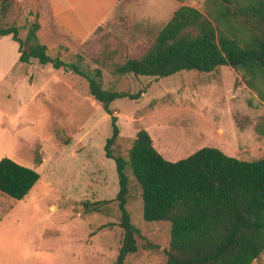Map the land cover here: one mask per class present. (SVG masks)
I'll use <instances>...</instances> for the list:
<instances>
[{
  "label": "rangeland",
  "instance_id": "rangeland-1",
  "mask_svg": "<svg viewBox=\"0 0 264 264\" xmlns=\"http://www.w3.org/2000/svg\"><path fill=\"white\" fill-rule=\"evenodd\" d=\"M49 1L70 24L54 28L55 41L66 45L49 48L50 56L87 71L99 68L105 89L145 88L138 99L111 103L119 128L114 155L128 158L136 132L145 129L171 161L204 146L246 160L264 156V101L233 65L159 79L115 71L147 50L179 5L209 15L210 0ZM41 5L44 0H0V27L16 25L24 38ZM17 45L10 35L0 36V158L9 157L40 177L22 199L0 192V264H114L122 228L115 161L104 151L110 116L89 94L83 76L36 58L20 62ZM126 172V208L140 236L124 264H165L170 223L143 219L140 187L131 169ZM253 264H264V252Z\"/></svg>",
  "mask_w": 264,
  "mask_h": 264
},
{
  "label": "trees",
  "instance_id": "trees-1",
  "mask_svg": "<svg viewBox=\"0 0 264 264\" xmlns=\"http://www.w3.org/2000/svg\"><path fill=\"white\" fill-rule=\"evenodd\" d=\"M210 1L213 8L209 15L196 7L179 5L147 50L127 58L115 71L159 79L182 70L210 73L231 64L264 101V0ZM38 28L35 17L24 38L16 25L0 27V36L10 35L18 43L20 62L36 58L40 64L50 63L55 69L83 76L89 94L110 116L112 131L104 151L115 161L119 186L115 198L122 228L114 264H124L126 256L137 250L140 236L126 208L127 167L141 190L143 219L170 223L169 245L163 250L165 264L257 262L264 252V156L246 160L204 146L171 161L156 149L145 129L136 132L128 158L114 155L112 147L119 128L111 103L120 97L138 99L145 88L136 92L103 88L99 68L87 71L77 63L50 56L37 36ZM39 177L32 168L9 157L0 158L1 193L22 199Z\"/></svg>",
  "mask_w": 264,
  "mask_h": 264
},
{
  "label": "crops",
  "instance_id": "crops-1",
  "mask_svg": "<svg viewBox=\"0 0 264 264\" xmlns=\"http://www.w3.org/2000/svg\"><path fill=\"white\" fill-rule=\"evenodd\" d=\"M114 9L115 7L108 9L104 14L103 18L99 21V23L109 20L111 16L114 14ZM37 13H38L37 20L39 23L37 36L40 42L46 45L47 50H49V48H52L55 44L60 47L66 45L64 44V42L62 43L56 42L54 38L56 33H58V31H56L54 28H57L58 26H60L62 30H65L66 27L70 28V24L68 20L61 16L62 14L61 9L54 6L52 2H50L49 0H44V5L43 6L41 5L40 11H38ZM99 23H97L96 26H98Z\"/></svg>",
  "mask_w": 264,
  "mask_h": 264
}]
</instances>
